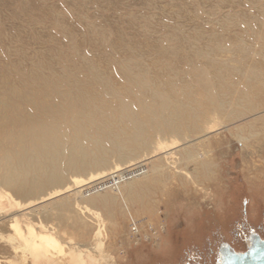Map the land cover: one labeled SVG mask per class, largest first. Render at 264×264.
<instances>
[{
  "label": "rangeland",
  "instance_id": "obj_1",
  "mask_svg": "<svg viewBox=\"0 0 264 264\" xmlns=\"http://www.w3.org/2000/svg\"><path fill=\"white\" fill-rule=\"evenodd\" d=\"M263 120L264 0H0V264L244 252L264 240ZM139 167L123 197H83Z\"/></svg>",
  "mask_w": 264,
  "mask_h": 264
},
{
  "label": "bare ground",
  "instance_id": "obj_2",
  "mask_svg": "<svg viewBox=\"0 0 264 264\" xmlns=\"http://www.w3.org/2000/svg\"><path fill=\"white\" fill-rule=\"evenodd\" d=\"M247 87V86H246ZM245 89H247V88H245ZM248 92V91H247ZM246 92V93H247ZM241 93V92H240ZM245 96V95H244ZM247 96V95H246ZM185 114V113H184ZM133 120V119H132ZM264 121V120H263ZM136 124V123H135ZM176 133V132H175ZM249 133V132H248ZM249 136H250V134H249ZM253 136V135H252ZM238 138V137H237ZM247 140V139H246ZM195 159V155H194V152H192V151H185L184 152V155H183V160L185 161V163L186 162H190V161H195L194 160ZM192 163V162H191ZM196 163V162H195ZM208 163V162H207ZM210 163V162H209ZM211 164V163H210ZM199 165L201 166V170H203L202 172L204 173V170H206L207 171V165H206V163H199ZM212 165V164H211ZM209 168V167H208ZM210 168H212V167H210ZM209 168V169H210ZM124 170V168H122V169H120V173L119 172H117V173H119L120 175H121V177H120V180H118V179H116L115 177L114 178H112V181L110 182V183H108V180H106V181H102V182H99V183H97V184H95V185H92L91 187H89V188H87V189H84V190H81V192H82V195H83V197H88V196H90V195H92V194H94V195H96V196H98V199H99V201L100 202H102V203H106V202H108V197L106 196V194L105 193H103L105 190H111V191H115V192H117L121 197H123V194H124V192H125V189H126V187H125V182L126 181H128V177L125 179V177H124V175H123V173L124 172H121V171H123ZM211 171V170H210ZM147 173H148V171H145L143 174H142V176H139L138 174H137V176L135 177V179L134 180H137V181H140L141 179H145V181L143 180L142 182H147L149 179L147 178ZM153 173V171L151 172V174ZM196 173V172H195ZM212 175H213V173H211ZM123 175V176H122ZM150 175V174H149ZM200 175V174H199ZM205 175L207 176V173H205ZM139 176V177H138ZM203 176H204V174H203ZM208 176H210L209 174H208ZM199 177V176H198ZM197 177V178H198ZM147 178V179H146ZM201 178V177H200ZM205 178V177H204ZM203 178V179H204ZM206 179V178H205ZM212 179V178H211ZM211 179H209L208 178V180H211ZM202 180V179H201ZM215 181V180H214ZM123 184L122 185V188H123V190H124V192L122 193V192H120V184ZM140 183V182H139ZM204 183V182H203ZM119 184V185H118ZM128 184V190H130L131 189V186L132 187H134L135 185H137L136 183L134 184V183H132V182H130L129 181V183H127ZM142 184V183H141ZM147 184V183H146ZM124 199V198H123ZM125 204V203H124ZM254 241V240H253ZM250 246H252V244L250 245ZM22 247V246H21ZM228 248V247H227ZM15 250L17 251V250H19V248L18 247H15ZM17 262V261H16ZM17 264V263H16Z\"/></svg>",
  "mask_w": 264,
  "mask_h": 264
},
{
  "label": "water",
  "instance_id": "obj_3",
  "mask_svg": "<svg viewBox=\"0 0 264 264\" xmlns=\"http://www.w3.org/2000/svg\"><path fill=\"white\" fill-rule=\"evenodd\" d=\"M252 238V246H248L244 252H234L226 248L217 264H264V240L259 236Z\"/></svg>",
  "mask_w": 264,
  "mask_h": 264
},
{
  "label": "built area",
  "instance_id": "obj_4",
  "mask_svg": "<svg viewBox=\"0 0 264 264\" xmlns=\"http://www.w3.org/2000/svg\"><path fill=\"white\" fill-rule=\"evenodd\" d=\"M139 168H132V169H130V171H128L126 173L124 172L123 173L124 177H126V176L130 177V176H133V175H136V174L141 176L146 171V168L145 167H139ZM114 174L115 175H113V176H111L110 178L107 179L108 183H110L112 181V178H114V177L117 178V176H120V174H117V173H114ZM146 228H147V232H149L150 234H152L154 232L152 226H147ZM130 233H131L132 236H134L136 238H137V235L139 234V225H138L137 222H134L133 220L130 221Z\"/></svg>",
  "mask_w": 264,
  "mask_h": 264
},
{
  "label": "flooded vegetation",
  "instance_id": "obj_5",
  "mask_svg": "<svg viewBox=\"0 0 264 264\" xmlns=\"http://www.w3.org/2000/svg\"><path fill=\"white\" fill-rule=\"evenodd\" d=\"M254 236H257V235H254ZM254 236H252V237H254ZM253 240H254L253 238H251V239L249 240V245H248V246L251 245V242H253ZM227 247L230 248V246H226V247H224V248L222 249V251H221V254L225 252V249H226ZM230 249H231V248H230ZM231 250H232V249H231ZM234 252H236V251H234ZM221 254L219 255V258L221 257Z\"/></svg>",
  "mask_w": 264,
  "mask_h": 264
}]
</instances>
